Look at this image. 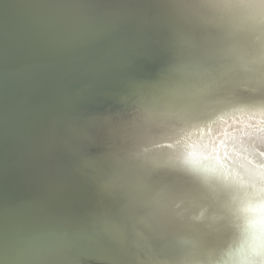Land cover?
<instances>
[{
	"label": "clouds",
	"instance_id": "1",
	"mask_svg": "<svg viewBox=\"0 0 264 264\" xmlns=\"http://www.w3.org/2000/svg\"><path fill=\"white\" fill-rule=\"evenodd\" d=\"M0 264H264V0H0Z\"/></svg>",
	"mask_w": 264,
	"mask_h": 264
}]
</instances>
